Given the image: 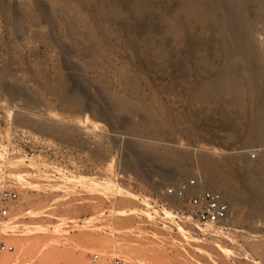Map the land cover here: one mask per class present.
Here are the masks:
<instances>
[{
  "label": "rangeland",
  "instance_id": "374dc122",
  "mask_svg": "<svg viewBox=\"0 0 264 264\" xmlns=\"http://www.w3.org/2000/svg\"><path fill=\"white\" fill-rule=\"evenodd\" d=\"M105 1L0 0V188H15L19 199L14 208L22 207L0 222L15 218L23 239L37 236L48 253L46 264H96L100 252L106 251L113 253L109 264L115 257L127 262V252L141 258L138 264H264V224L259 227L248 218L253 201L260 202L255 205L262 206L264 216V189L251 190L238 201L233 223L210 229L191 217L186 200L168 193L171 187L191 179L200 184L207 177L200 169L202 156L223 162L247 154L253 165L264 151V143L252 140L242 127L241 110L215 105L212 98L220 90L202 88L204 81L216 83L217 78L230 83L232 77L224 75L229 50L215 43L209 50L194 44L177 49L178 33L173 32L162 42L169 50L173 47L168 51L179 59L173 62L182 65L178 69L168 64L166 73L154 54L145 56L140 45L118 38L134 7L126 6L112 28L108 22L114 20L99 15ZM151 21L152 25L148 19L130 30L138 32L146 24L152 28L149 37L166 36L168 28L161 26L160 19ZM260 23L255 42L263 52L264 24ZM188 36L192 42L193 34ZM237 80L247 84L244 76ZM258 81L264 82V75ZM63 88L64 94L70 90L68 97ZM152 115L166 126L162 132L148 122ZM20 118L28 124L52 121L70 128L74 136L71 142L53 137L20 123ZM257 147L262 151L253 159ZM142 150L182 155L187 165L183 172L170 174L142 156ZM14 175L24 177L28 196L11 181ZM234 179L230 180L239 187V177ZM6 237L0 236V242L10 245ZM13 252L12 248L0 252V264ZM33 259L34 264H42L36 256Z\"/></svg>",
  "mask_w": 264,
  "mask_h": 264
},
{
  "label": "bare ground",
  "instance_id": "6f19581e",
  "mask_svg": "<svg viewBox=\"0 0 264 264\" xmlns=\"http://www.w3.org/2000/svg\"><path fill=\"white\" fill-rule=\"evenodd\" d=\"M90 1H92L94 4L98 0H90ZM129 1H128L129 3L127 5L125 4L124 0H122V1L121 0H108V2L105 1V3L106 2L107 3L103 4V7H102L99 15H101V13L103 14V16L105 17V18H103V20L108 18V17H110L111 20L112 19L114 20V22L110 21L111 24L108 22V25L110 27L112 25V23L114 24L117 20L119 21L121 14H122V11H124V8H126V6L128 7L129 5H131L132 6V8L130 6L131 9H133V7H134V10H132V12L134 11V13L133 14L131 13L132 16L129 15L132 18L130 19V21H128V22L126 21L127 22L126 30L128 28L129 31L123 30L125 32L122 31L121 33L118 31L117 34L120 36L118 38L119 39L125 38V40H127V42L129 41L128 43L126 42L127 44H129L131 42L132 44L140 45L142 48L141 53H143L145 56H148V55L150 56L151 54H154L155 60L161 63L162 69L166 73H167L168 64H174L178 69H180L181 65H182V62H180L181 64H178V65H177V62L174 63L175 58H176V60H179V59H177L178 57H175V58L173 57L174 59L172 58V55L169 51H172L173 47L171 48L172 50L171 49L169 50V49H167L169 46H165V44H164L165 43L164 40H166L165 38L170 37V36H168V34H171L173 32H174V34H175V32L178 33L177 41L175 39L176 43L174 45L177 47V49L186 48L187 45H191V44H194L193 46H196L197 48H200V47L204 48V46L209 47L212 44L214 45V43H215L216 45H222L223 47H225L229 50V53L225 52L226 54L228 53V57H227V59H224V62L227 65V72L224 75L226 77H232V78H229L230 83L229 82L227 83L226 81H223L222 79L220 80L219 78H217L218 81L216 83H212V82H208V81H204V82L202 81L203 82L202 88L205 91H211V92H212V90L215 91V89H219L220 92L214 93L213 98H212V102H214V104L215 103L227 104L229 110H233V111H236V109L241 110V113H239L242 117V120H243L241 125L244 128V130L246 131V133H248L250 135V137L252 138V140H254L255 142H263L264 143V82L259 83V81H258L259 78H261V76L264 75L263 74L264 51L263 52L260 51L257 48V43L255 42V34H257L260 31V29L258 27L259 26L258 23L261 22L264 24V0H129ZM102 2H103V0H102ZM95 6L97 7V5H95ZM97 8H99V5ZM130 8H128L126 10H129ZM253 11H257V12L253 13ZM128 14H130V13H128ZM130 17H128V15H127V19ZM157 17L160 19L161 26L163 25V26L168 28V32L166 33V36L164 35L162 37V39H157L158 37H154V36L149 37L147 35V33L149 34L151 32L150 29H152V28L150 26L145 27L146 24H144V23H146L145 20L147 21L149 19L151 22L150 24L152 25L151 20H153ZM143 19H144V21H142ZM124 20H126V19H124ZM123 21H122V23H123ZM126 22H124V24ZM142 22H144L143 23L144 29H140L138 32H135V31L132 32V30H130L135 25H137L136 23L141 24ZM261 23H260V25L263 26ZM116 25H114V27ZM148 25H149V23H148ZM155 25H156V22H155ZM85 27H87V26H85ZM114 27H112V28H114ZM137 27L140 28V25L136 26L135 28H137ZM153 27H155V26H153ZM87 29H89V28H87ZM110 30H111V28H110ZM119 30H121V28ZM89 31H91V30H89ZM261 31H263V30H261ZM90 33H92V32H90ZM189 34H193V36H192L193 41L192 42H190L191 38L188 39ZM215 35H217L216 37L218 39L214 40L216 38L215 37L213 39L214 41H212L211 38L214 37ZM173 37H174V35L172 34V38ZM158 40H160L161 42ZM115 43H117V42H115ZM171 43H169V45ZM133 48H135V47H133ZM220 48H222V47H219V49ZM139 49H140V47H139ZM192 49H191V51H192ZM209 49H211V48L209 47L208 50ZM201 50H203V49H201ZM180 51H181V49H180ZM180 51H179V54H180ZM183 51H182V53H183ZM193 51H195V50L193 49ZM177 52H178V50H177ZM187 52H188V50H187ZM203 52H204V50H203ZM141 53H140V56H141ZM205 53H202V54H205ZM226 54H225V56H226ZM189 56H190V54H189ZM200 56H201V54H200ZM181 57L184 58L185 56L184 57L181 56ZM186 57H187V55H186ZM205 57H207V56H205ZM208 57L206 59L209 61ZM220 59H223V58H220ZM180 60L182 61L183 59L180 58ZM186 60H187V58H186ZM186 60H185V62H186ZM199 61H200V59H199ZM203 61H204V59H203ZM208 61H207V63L210 62V61L209 62ZM190 62H192V61H190ZM202 62H201V64H202ZM197 64L201 65L200 62ZM211 64H212V62H211ZM190 65H192V64H190ZM219 65H221V64H219ZM193 66H194V64H193ZM171 67H172V65H171ZM176 67H175V69H176ZM187 67H188V65H187ZM195 68H196V66H195ZM198 68H199V66H198ZM178 69H176V70H178ZM208 69H209V67H208ZM211 69H212V67L210 68V70ZM213 69H215V68H213ZM220 69H222V67H220ZM225 70H223V71H225ZM221 75L219 77H221ZM224 75H222V76H224ZM238 76L239 77L244 76V78H246L247 84L245 85L243 82H241V84L243 83L244 85L243 84L240 85V81H242V79L240 81H238L237 80ZM205 77H206V75H205ZM260 81H261V79H260ZM194 83H195V81H194ZM241 88L243 89L242 91H244V92H241V90H240ZM61 89H60V91H61ZM65 89L63 90L62 94L65 93ZM67 91L69 92L70 90H67ZM72 93H74V92H72ZM208 93L209 92H207V95H208ZM66 94H64V95H66ZM201 94H203V93H201ZM66 97H68V96L66 95ZM66 97L64 96V98H66ZM79 97L81 99V94ZM226 97L227 98L229 97L230 100L225 101ZM68 99L69 98H67V100ZM67 100H66V103L69 102L71 99H69V101H67ZM74 101H75V97H74ZM79 101L77 100L76 102L78 103ZM208 102H209V100H208ZM209 103H211V102H209ZM208 108H209V106H208ZM147 111H146V113H148ZM82 113L85 114L86 113L85 110H83ZM163 114H162V116H163ZM147 115L150 116L149 113ZM37 116L39 117V115H37ZM149 116H147L146 118H148ZM152 116L150 117V119H149L150 121H148V122L151 123L154 130H159L157 133L162 132L161 128L162 127L164 128L166 126H164V125L161 126L159 121L155 118V115L153 117ZM159 118H162V117H159ZM23 119L24 118L19 119V120H21L20 123L23 122L27 126H31V125L33 126L34 125L35 127H38V129L39 128H40V130L42 129L43 130L42 132H46V134H51L52 136L54 135L53 137L58 136V138L68 139L69 142H71V137L73 138V136H74V134L71 135L72 130H69L70 128L67 129V128L60 127V126L58 127L57 125H55V123L53 124L52 121L50 123H45V121L44 122L42 121L43 123L41 121H40L41 123L40 122L38 123V121H39L38 120L37 123H29L28 124V122H27L28 120L25 121ZM49 121H50V119H49ZM31 122H33V121H31ZM163 123H165L167 125L165 120ZM151 125L149 127H151ZM55 133H57V134L55 135ZM162 134H164V133H162ZM73 141H74V139H73ZM73 147H75V146H73ZM147 150L146 151H143V150L140 151L142 156H144L147 159H151V160L157 162V166L159 168L161 166L166 167L167 171L170 174H179V173L183 172L185 169V165H187L184 158L182 157V155L179 156V155L174 154L172 152L158 153V150H157V153H155L156 151L152 150V152H151V150H150V152H148ZM96 153L97 152L95 150V154ZM99 153H100V151H99ZM99 153L96 155H99ZM95 154H93V155H95ZM260 154L261 155H260L259 159L257 161L255 160L256 164H253V165H251V163H253V161L251 159H250L251 161L248 160L247 154L243 155L241 157H238V158H232L229 160H225L223 162H218L214 159L204 157V156L200 157V159H199L200 169L203 170L205 172V174L207 175L206 178H202L199 185H201L203 187L209 186V188L212 187L216 190H219L224 195V197L230 202L229 216H228V219L225 221L226 224H227V222L233 223L231 221V215L233 212V208H235V206L238 204L239 200L241 201V199L244 198V196L247 192L250 191V194H252L251 190L252 191H255V190H261L262 191V189H264V151H262ZM96 155H95V157H97ZM188 161H189V159H188ZM190 161L192 162V160H190ZM233 164H235V165H233ZM136 167H137V165H136ZM20 175L19 176L14 175L16 177L13 176V179L11 181L19 184V186L21 188L20 191L22 192L23 196L26 197V196H28L27 189L24 188V184L22 181V180H24V177H21L22 175L21 176ZM237 177H239V179L241 181V184L239 187L237 186L238 184L236 185L233 183L234 181L230 180L231 178L234 179ZM163 185H165V183ZM235 185L238 188L237 190L235 188ZM160 187H161V185H160ZM262 192H264V191H262ZM247 194H249V193H247ZM255 195H256V193H255ZM260 196H261V193H260ZM258 197H259V195H258ZM250 199L251 198L246 199V197H245V199H243V200L249 201L252 203V199L251 200ZM253 202L258 203V204L260 203V202H256V201H253ZM255 203L250 204L252 206H251V210H250L248 218H249L251 223H253L254 225L256 224L260 227L264 224V222H262L263 219H261V217H260V216L264 217L263 212H262V206H259L260 204L255 205ZM43 205H44V202H43ZM13 209H16V211L18 213H20L22 210V207L16 206ZM13 219H15V218H13ZM13 219H11V221L7 222V223L0 222V236L5 237V235H7L6 240H9L11 242L10 245L12 244L11 248L14 251L10 256L8 255L9 257L2 259L3 261H1L2 262L1 264H16V263L17 264H34L35 262H33V260H34L33 258H35V256L38 259V261L41 262L42 264L49 263V258L47 255L48 253L46 252V247H45V249H43L45 244L38 241L39 239L37 236L32 237V235H31L30 236L31 238L29 237V238L23 239L21 237V235H19V233L21 231H19L18 223H20V222L17 223V220L15 221ZM247 221H246V224H247ZM248 225H251V224H248ZM239 226L241 227V225H239ZM212 227L213 226H210L207 228L210 229ZM235 227H237V226H235ZM214 230H216V229H214ZM34 233H35V231H34ZM128 251H129V249H128ZM116 254H117V252H116ZM100 255H101V259H100V256H98L97 259L98 260L100 259L101 261L100 262L98 261L99 263L96 262V264H109L108 258L110 256H112L113 253L106 251V252H102V253L100 252ZM125 255H126V258H128L127 259L128 264H138L140 259H141L140 257H137L136 253H135L136 256L134 254L128 253V252ZM125 255L123 254L124 257H125Z\"/></svg>",
  "mask_w": 264,
  "mask_h": 264
},
{
  "label": "built area",
  "instance_id": "2783aa9c",
  "mask_svg": "<svg viewBox=\"0 0 264 264\" xmlns=\"http://www.w3.org/2000/svg\"><path fill=\"white\" fill-rule=\"evenodd\" d=\"M262 148L257 147L251 156L255 159ZM198 179H191L181 183L176 187L169 188V195L186 200L192 218L202 227L218 228L229 216L230 203L224 195L216 189L203 187L198 184ZM19 199V193L15 188H0V218L4 219L11 216L13 208ZM11 249L5 242H0V252ZM98 256L95 257L97 259ZM114 264H127L123 258L115 257Z\"/></svg>",
  "mask_w": 264,
  "mask_h": 264
}]
</instances>
